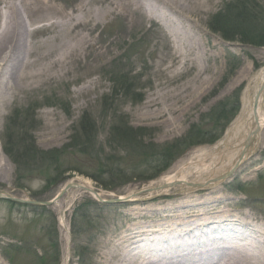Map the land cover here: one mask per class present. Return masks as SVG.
<instances>
[{
	"label": "rangeland",
	"instance_id": "374dc122",
	"mask_svg": "<svg viewBox=\"0 0 264 264\" xmlns=\"http://www.w3.org/2000/svg\"><path fill=\"white\" fill-rule=\"evenodd\" d=\"M119 1L114 0L117 6L109 15L106 0H0V33L7 31L12 4L30 32L18 66L22 79L0 97V191L55 200L41 206L47 208L45 214L30 203L0 200V264H56L57 253L59 264H145L164 256L192 264L187 257L206 262L214 257L199 255L200 245L178 227L183 224H175V230L181 229L190 244L177 253L167 250L168 235L127 239L142 225L159 223L166 212L182 214L186 225L191 213L202 221L211 211L248 213L264 227V126L225 182L205 188L156 186L168 179L203 182L225 173L235 161L250 131L254 95L264 78V45L226 40L211 22L229 7L234 28L243 21L247 26L255 11L262 20L264 0ZM70 14L80 22L71 33ZM16 46L0 58V84L9 80ZM261 105L264 114V96ZM84 117L95 131L86 152L80 153L72 147L78 146ZM190 133L202 142L175 147ZM8 144L21 154L67 151L58 161L41 162L35 167L39 169L20 176L5 151ZM166 151L170 162L160 173L166 162L160 154ZM33 154L23 164L33 165ZM72 181L79 186L58 197ZM148 184L155 188L134 193ZM90 188L109 202L96 199ZM128 195L140 203H118ZM150 196L154 202L146 201ZM76 209L81 230L74 234ZM136 238L137 248L131 246ZM239 250L238 258L252 255L250 248ZM254 250L257 262L260 250ZM222 251L216 256L227 254ZM42 255L48 260H41Z\"/></svg>",
	"mask_w": 264,
	"mask_h": 264
},
{
	"label": "bare ground",
	"instance_id": "6f19581e",
	"mask_svg": "<svg viewBox=\"0 0 264 264\" xmlns=\"http://www.w3.org/2000/svg\"><path fill=\"white\" fill-rule=\"evenodd\" d=\"M106 1L107 2L109 1L108 2L109 9L107 10V14L111 15L113 11L116 9L115 6H117L116 5L117 2L115 3L114 0H106ZM157 1L159 4L160 3L166 4L165 0H157ZM119 2H121V0ZM10 7L11 8H10L9 17H8L10 19V22L8 21L9 23H6L7 31L0 33V58L9 48L15 49L16 43H17V46L15 50L16 56L14 60L11 61V64H10L11 70L8 73L9 80L8 81L3 80L2 83L0 84V97L1 98L4 97L6 90L14 89L16 85L22 79V75L19 74L18 72V66L20 63H22V59H23L22 55H23V51L25 48V45H24L25 39H26V36L30 33L27 22L25 21V19L22 18V15L18 7L13 6V4L10 5ZM75 11L77 12L79 10H75ZM73 14L69 15L70 18L67 21L68 24L71 23L70 25H68L70 33L72 30H74L76 27H79L80 25V22L75 20ZM90 23H91V20L89 24ZM13 42H15L14 45H13ZM70 49L72 48L70 47ZM261 113L259 114L260 130L262 129V126H264V114H261ZM168 181H171V179L166 180V182ZM151 201L154 202V200H151ZM193 201L194 200H191L190 203H193ZM126 202H129V201H126ZM134 203L135 201H133V204ZM143 213L147 215L146 211H144ZM214 213L216 215H214ZM162 215H163L162 216L163 218L160 219L159 223H155L154 226L149 225L150 227L148 226L146 228H144V226L142 225L141 227H139V230L134 231L135 235L130 234V236L127 239L132 241V239L136 236V234H137L136 237L138 236L144 237V236L149 235V237L154 236V237H160V238H162V235H168L165 241H167L169 244L167 245V248H168L167 250L169 251V253H177L183 249H187L189 244L185 242L184 239L186 238H184V236H182V234L180 233L181 229H184V235L187 237L196 238L197 236H196V232L192 231L193 230L192 228H189V229H187L186 227L182 228L183 226H189L185 224L187 222H184L185 217H183L182 214L180 213L171 214V213L166 212V213H162ZM189 215L190 216H187V217L189 221L191 220V224H193L192 226H194V224L198 222L200 218L198 217L193 218L195 216L194 213H191ZM202 219L203 217L200 220ZM214 219L217 222H214L215 221ZM253 219H254V216L248 213L244 215H240V216L236 214L234 215L221 214L220 215V214H217L216 212L211 211V215L208 216L206 219L204 218L203 222H201L203 223L202 226H204L202 228L206 232H204L205 234H202V240H199V243L203 246L199 248V250L200 249L202 250L199 252V255L202 256L206 253H210L208 257L211 256V254H213L214 257L211 256L207 262L203 261L202 259L195 261L194 259L195 255L189 256L187 258L191 260L190 262L192 264H194L193 262H195L196 264H264V249H262L263 246L261 247L260 245L262 241L261 238H264L263 236L264 227L263 225H258L254 223ZM177 223L183 224V226L176 225L178 227H181V229L179 230H175L176 227H174V225ZM138 241H139L138 238H136L135 241H133V245L131 246H134V247L138 246ZM209 245L213 246L212 249H210L211 247L209 248L206 247ZM241 248L243 249L250 248L252 251L251 254L253 256L250 254H247V257L238 258L237 255L240 254L239 249ZM254 249L260 250L258 253V256L255 257L257 259L259 258V261L257 262L254 261V254H255ZM222 250H226L227 254L224 253L225 256L223 257L216 256L220 252H224ZM235 251H237L239 254H237ZM163 261L170 263V264L180 263V261L175 259L174 257L171 258V257L164 256L161 258L159 257L154 258L145 264H157V262H162L163 264ZM186 262H189V261H185L183 263H186ZM127 264H142V263L135 262V260H132V261L130 260Z\"/></svg>",
	"mask_w": 264,
	"mask_h": 264
},
{
	"label": "trees",
	"instance_id": "16d2710c",
	"mask_svg": "<svg viewBox=\"0 0 264 264\" xmlns=\"http://www.w3.org/2000/svg\"><path fill=\"white\" fill-rule=\"evenodd\" d=\"M229 9L226 10L225 13H217L213 16L212 18V22H211V28L216 31V32H220L222 34V37L226 40H232V41H241L242 43H246V44H252V45H256V46H262L264 45V19L260 20L259 15L260 12L255 11V14H251V20H249L247 22V26L246 24H244L245 22L243 21L242 27H232L230 25V13H229ZM222 20H227V25H223L221 24ZM241 25V24H240ZM235 114V113H234ZM232 114V118L234 117ZM231 118V119H232ZM227 125V124H225ZM81 127H82V132L79 135V139L80 141H78V146H71L72 149H75L76 152H80V153H85L86 151V146L89 145V142L92 139V135L94 134L95 128L94 126H91L89 124H87L86 121V117H84L81 121ZM217 136V135H213ZM220 133L218 134L217 137L214 138L218 139L219 138ZM188 138V140L186 141H182V142H178L179 144L175 145V147H181L186 145L187 143H192V144H198L202 141H195L194 140V136L193 134H188V136H186ZM206 140V139H205ZM209 140V139H208ZM207 141V140H206ZM89 148V147H88ZM5 151L14 159L17 169L19 171L20 176H22L24 173H30L31 171H35L37 169H39V167L35 168L39 163L44 162V161H49V162H55L56 160L58 161V157L61 155L62 152L67 151L66 149H62V150H55V151H42V150H35L33 149L32 151L27 150L25 151L24 154H21L19 152H16L15 150L13 151V148L10 147V145H6L5 146ZM30 153H34L33 156L36 157L34 158L33 161H35V163L33 165H29V164H23V160L30 154ZM166 155H164L163 152H161V157L159 158L160 160H166V157H168L169 153L166 151ZM154 155V153L152 154ZM174 155V154H173ZM166 156V157H165ZM175 156V155H174ZM162 157H164L165 159H162ZM170 162V161H169ZM169 162L166 160V162L162 165L161 169L159 172L163 171L166 169V166L169 164ZM155 175L151 176L150 178H153ZM14 204V203H13ZM32 206V205H31ZM33 210H37L38 209L42 210V212L45 214L47 212V208L46 207H37V206H32ZM77 211L78 209H76L73 213V218H72V232L75 233H79L80 232V227H77ZM40 213V212H38ZM52 230H55L54 226H51ZM49 238L51 236H53L52 231L50 230L48 233ZM52 246L54 248L55 252H58L59 250V246L57 244V242L55 240L51 241ZM49 258V257H48ZM48 258L44 259L43 255L42 257H40L41 260L43 261H47ZM54 260V259H53ZM55 262L56 264H59L60 262V253H57V256L55 257ZM43 263V262H42Z\"/></svg>",
	"mask_w": 264,
	"mask_h": 264
},
{
	"label": "water",
	"instance_id": "95a60500",
	"mask_svg": "<svg viewBox=\"0 0 264 264\" xmlns=\"http://www.w3.org/2000/svg\"><path fill=\"white\" fill-rule=\"evenodd\" d=\"M264 91V82L263 84L261 85V88L259 89L256 97H255V103H254V108H253V112H254V119H255V123H256V129L249 135L245 145H246V148L249 147V145L251 144L252 142V139L254 138L253 136L256 135V133H258L259 131V126H258V113H257V109H258V104H259V100H260V96L262 95ZM245 154V150L242 151L241 155L239 156V159L236 163V166L235 168H237V166L240 164L243 156ZM76 186H79V184H76V183H68L66 184L63 189L61 190V192L59 193L58 197L62 196L63 194H65V192L70 189V188H73V187H76ZM90 191H92L91 189H89ZM97 194V193H96ZM0 198H9V199H12V200H15V201H19V202H26V200L22 199V198H19V197H12V196H9L7 195L4 191H0ZM119 201L121 199H118ZM32 203H35V204H44V205H50L52 203L55 202V200H51V201H31Z\"/></svg>",
	"mask_w": 264,
	"mask_h": 264
}]
</instances>
